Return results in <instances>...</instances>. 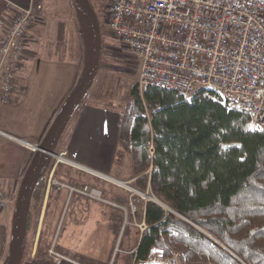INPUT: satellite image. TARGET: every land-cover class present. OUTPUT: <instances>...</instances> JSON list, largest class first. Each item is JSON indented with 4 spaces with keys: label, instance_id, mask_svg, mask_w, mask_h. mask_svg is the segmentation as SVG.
Segmentation results:
<instances>
[{
    "label": "trees",
    "instance_id": "1",
    "mask_svg": "<svg viewBox=\"0 0 264 264\" xmlns=\"http://www.w3.org/2000/svg\"><path fill=\"white\" fill-rule=\"evenodd\" d=\"M70 3L83 58L77 80L38 143L79 85L88 57L86 16ZM117 146L130 156L133 188L167 207L137 197L145 228L138 231L133 264H161L155 255L168 259L174 253L181 264H264V129L251 124L245 109L209 88L186 98L155 86L140 93L134 86ZM32 155L22 168L20 185ZM50 164L48 159L32 192L19 264L33 216L43 202ZM57 170L54 178L61 181Z\"/></svg>",
    "mask_w": 264,
    "mask_h": 264
},
{
    "label": "crops",
    "instance_id": "2",
    "mask_svg": "<svg viewBox=\"0 0 264 264\" xmlns=\"http://www.w3.org/2000/svg\"><path fill=\"white\" fill-rule=\"evenodd\" d=\"M64 2L68 9L65 21L61 22L57 20L58 15H50L49 8L45 9L47 0H0V39L19 9L32 6L37 12V21L27 34L15 89L8 101L0 105V190L7 196L14 195L15 200L21 171L30 153L21 141L38 143L77 80L83 58V48L71 18L72 5L70 0ZM92 83L57 146L72 162L85 169L86 181L100 185L102 176L110 177L119 151L117 142L123 110L116 104L108 105L106 97L91 91ZM65 170L63 166L58 169L60 179ZM54 188L45 189L35 223L34 246L21 264H54L47 256L49 248H58L57 252L77 264H133L132 254L139 240L134 209H138L140 219L144 209L130 203V219L125 220L123 205L127 198L123 188L116 185L104 188V194L114 201L112 204ZM58 195H64L63 203ZM14 204L15 201L0 210V264L11 248Z\"/></svg>",
    "mask_w": 264,
    "mask_h": 264
},
{
    "label": "built area",
    "instance_id": "3",
    "mask_svg": "<svg viewBox=\"0 0 264 264\" xmlns=\"http://www.w3.org/2000/svg\"><path fill=\"white\" fill-rule=\"evenodd\" d=\"M36 21L34 7L19 9L0 39V105L15 89L27 34ZM106 26L137 59L140 93L155 86L188 98L209 88L245 109L251 124L264 129V0H112ZM21 142L32 153L38 150L37 143ZM65 155L54 151L50 157L56 165ZM51 178L50 172L47 186L64 187ZM71 190L105 202L87 186ZM14 201V195L0 190V208ZM49 254L56 264H77L52 250ZM155 260L180 264L177 253Z\"/></svg>",
    "mask_w": 264,
    "mask_h": 264
},
{
    "label": "rangeland",
    "instance_id": "4",
    "mask_svg": "<svg viewBox=\"0 0 264 264\" xmlns=\"http://www.w3.org/2000/svg\"><path fill=\"white\" fill-rule=\"evenodd\" d=\"M64 1L65 0H47L48 4L46 3L44 4L45 9L46 7L49 8L48 11L50 12V15L51 14L58 15L59 18L57 20L61 22L65 21L64 14L68 9ZM89 2L96 13V16L99 20L98 22H100V33H101V53L99 60V68L95 80L92 83L93 89L91 87L92 89L91 91L94 90L95 92L99 93L101 96L106 97V99H108L106 101L108 105L116 104L119 108H121L124 111L126 103L130 99V89L136 86L135 83H136V73L138 69V61L125 46H123L119 41H117L112 37L111 33L107 29L106 26L107 14L109 12V7L111 5L112 0H89ZM86 47H87V43L85 44V48ZM85 65L86 62H84L83 66L85 67ZM55 151L60 152L62 151V149L58 148L57 146ZM49 159L51 160L50 169H49V174L51 172V177H52L51 179L56 180L54 178V173L56 169H59L61 166H63V168H66L65 172L66 174L69 175L67 176L65 173H62L64 176H62L61 174L62 176L61 180L63 181L56 180L60 184L64 185V187H56L50 185L47 186V182H46V187H45L46 190L55 187L54 190L58 188L63 193L66 192L74 195L78 193L77 192L75 193L71 189L75 188L80 190L82 189L83 186H87L90 189H95L96 191H99L101 193V196L105 201L103 203L108 202L106 204H112L111 202L113 200L109 196H106L104 194V188H108V186L115 187V185L119 186L120 188H123L122 190L124 191V195L127 198L126 203L123 205L125 211V220L130 219V213H128L130 210L129 208L131 207L130 202L133 205L138 204L137 197H140L143 203L152 201V200H148L145 196L135 192L137 190L134 189L132 186V181L134 178L131 177L132 172L130 166V156L126 152L120 150L117 151V154L114 159L112 173L110 177L102 176L104 180H101L100 185L96 184V182H91L89 180L86 181V178L88 177L84 172L85 169L72 162L66 155H65V160L62 161V163H57L56 165L54 158L49 157ZM58 173L59 172H57V174ZM116 174L118 178L114 177L116 176ZM48 178L49 175L47 177V180ZM119 183H122V185H120ZM131 188L134 189L135 191L131 190ZM2 192L5 193L3 190ZM146 194L148 195V197L154 199L150 193L146 192ZM128 198H130L129 202H128ZM58 199L60 200V202L63 203L64 195H58ZM2 209L4 208H0V210ZM37 215L38 213L34 214L32 219L31 230L27 235V244L24 251L25 259L30 256L32 246H34L35 223H36ZM134 217L136 221V230L140 232V230L145 228V225L141 226L143 221L140 219L139 211L137 208L134 209ZM83 239L84 237L82 238V240ZM40 241L41 240H39L37 244H39ZM60 242H61V237L58 240V244ZM223 248L228 252H230L224 246ZM57 249L58 248L56 249L49 248V250L47 251L48 258H50L49 256L50 250H52L55 253H60L57 252ZM62 255L64 256V254ZM179 260H180V256H179ZM54 264L56 263L54 262ZM62 264H67V263H62ZM180 264H181V260H180Z\"/></svg>",
    "mask_w": 264,
    "mask_h": 264
},
{
    "label": "water",
    "instance_id": "5",
    "mask_svg": "<svg viewBox=\"0 0 264 264\" xmlns=\"http://www.w3.org/2000/svg\"><path fill=\"white\" fill-rule=\"evenodd\" d=\"M73 2L85 14L89 33L88 57L84 74L79 85L70 94L63 107L52 121L45 136L38 144V150L32 155L29 165L25 171L16 202L14 232L11 240L10 257L7 264L20 263L22 256V242L26 234L27 214L35 184L47 160L54 153L67 123L77 108L80 100L83 98L89 86L93 82L98 71L101 53V33L98 18L89 0H73ZM119 184L122 185V183ZM136 192L145 196L148 200L159 203L155 199L148 197L146 193H140L138 191ZM159 204L164 208H167L161 203ZM199 230L205 233L203 230ZM205 234L221 247H223L210 235L207 233Z\"/></svg>",
    "mask_w": 264,
    "mask_h": 264
},
{
    "label": "bare ground",
    "instance_id": "6",
    "mask_svg": "<svg viewBox=\"0 0 264 264\" xmlns=\"http://www.w3.org/2000/svg\"><path fill=\"white\" fill-rule=\"evenodd\" d=\"M212 240V239H211Z\"/></svg>",
    "mask_w": 264,
    "mask_h": 264
}]
</instances>
